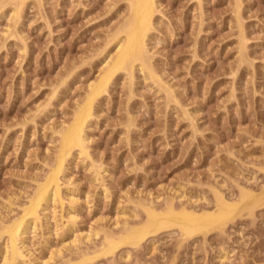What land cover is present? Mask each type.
Segmentation results:
<instances>
[{
	"label": "rangeland",
	"instance_id": "obj_1",
	"mask_svg": "<svg viewBox=\"0 0 264 264\" xmlns=\"http://www.w3.org/2000/svg\"><path fill=\"white\" fill-rule=\"evenodd\" d=\"M127 1L0 0V264L4 227L118 49ZM156 2L148 62L96 100L86 152H72L60 194L28 219L14 264H264V0ZM242 189L260 199L208 235L173 227L96 256L149 207L215 210L217 192L238 201Z\"/></svg>",
	"mask_w": 264,
	"mask_h": 264
},
{
	"label": "bare ground",
	"instance_id": "obj_2",
	"mask_svg": "<svg viewBox=\"0 0 264 264\" xmlns=\"http://www.w3.org/2000/svg\"><path fill=\"white\" fill-rule=\"evenodd\" d=\"M127 2L129 15L126 21H123L124 25L118 33L119 36L122 34V37L120 36L121 41H119L118 49L112 58L110 57L111 59L110 61L108 60L109 62H107L105 68L101 69L100 75L98 74L99 76L97 79L94 82H91L88 93L83 101L81 100L82 103L77 107L73 116H71L72 119L70 118V123H68L66 127L64 126L65 128L60 131V138L58 140L59 148L55 166L52 168L51 172L47 174L45 178L46 180L36 188L33 193L34 195L30 199V203L28 202L29 205L27 204L28 206H25V209H23L24 213L22 218H18L19 220L14 222L12 221L11 224L5 226L3 229V233L8 235L10 243V264H14V260L18 258L20 254L17 241L18 237L24 232L29 222L28 219L32 216H36L37 210L40 209L39 207H41L43 203L45 204L48 202L52 195L55 197L60 194L59 177L64 170L68 157L72 155V152L75 149H79L80 153L86 152L85 143L87 137L85 129L90 118H92L96 100L108 91L109 85L116 74L121 71H126L127 74L130 70L132 71L135 69L138 62L143 68L147 61L146 39L154 23L153 20L157 2L156 0H128ZM241 191V197H239L238 201H232L228 198L226 199L222 194L217 192V207L215 210L197 211L196 209H189L185 206L176 208L172 202H169L166 208L161 211L149 207L146 209L147 219L144 223L132 227L129 226L126 229L124 228V232L118 236H111L108 234V236H106L105 244L103 243L104 247L96 256H108L114 254L123 246H140L147 237L170 228L173 229V227H178L179 230L182 231V236H184V238H191L200 234L208 235L209 231L211 232L217 227L220 228L225 226L240 207L244 205L242 203L244 201L246 202L248 198L251 199V197H253L251 196L253 193L250 194L251 191L248 192L243 189ZM259 196L257 195V197ZM257 197H255V199ZM255 199L253 197L251 202H254ZM258 199H260V197ZM251 202L249 203L250 205L253 203ZM259 202L260 201L258 200V203ZM246 206L247 205L245 204V207ZM248 206L247 208H249ZM242 210L243 209L239 210V212ZM236 215L237 213L235 216ZM226 254L227 253H225V256ZM87 259L90 258H85V260Z\"/></svg>",
	"mask_w": 264,
	"mask_h": 264
}]
</instances>
